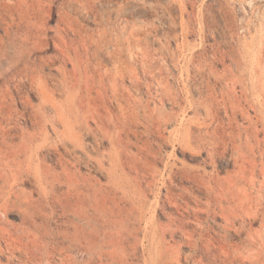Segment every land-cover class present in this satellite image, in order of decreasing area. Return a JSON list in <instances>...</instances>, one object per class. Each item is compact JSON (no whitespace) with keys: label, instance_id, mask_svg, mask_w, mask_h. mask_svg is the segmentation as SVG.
Instances as JSON below:
<instances>
[{"label":"rangeland","instance_id":"obj_1","mask_svg":"<svg viewBox=\"0 0 264 264\" xmlns=\"http://www.w3.org/2000/svg\"><path fill=\"white\" fill-rule=\"evenodd\" d=\"M0 1V264H264V0Z\"/></svg>","mask_w":264,"mask_h":264},{"label":"bare ground","instance_id":"obj_2","mask_svg":"<svg viewBox=\"0 0 264 264\" xmlns=\"http://www.w3.org/2000/svg\"><path fill=\"white\" fill-rule=\"evenodd\" d=\"M1 2V1H0ZM19 3V2H18ZM25 5H26V1L24 2ZM24 5V4H23ZM22 6V5H21ZM41 9V8H40ZM16 10H18V5L17 3H11V2H6L4 3L2 6L0 5V15H1V19H0V24L4 25L6 28L4 29V36L0 37V42L4 40V38H9V31L13 28V27H16V29L18 28V25L16 24L17 20H20L21 19V16L18 14L16 15ZM20 10V9H19ZM18 10V11H19ZM32 10V9H31ZM39 10V9H37ZM28 11V10H27ZM44 11V10H43ZM23 13V12H22ZM42 15V14H41ZM40 16V15H39ZM38 16V17H39ZM51 16V15H50ZM46 17V16H45ZM47 19H49V17H46ZM59 20V19H58ZM28 21V20H27ZM20 25V23H19ZM21 26V25H20ZM21 28V27H20ZM36 28V27H35ZM15 29V28H14ZM38 29V28H37ZM43 30V29H42ZM12 31V30H11ZM18 31V30H17ZM16 32V31H15ZM47 40V39H46ZM48 45V44H47ZM47 45H45L47 47ZM56 50V49H55ZM63 53V52H62ZM5 55V54H4ZM3 55V57H4ZM2 56V54H1ZM65 57V56H64ZM65 60V59H64ZM21 81V80H20ZM23 83V82H22ZM19 85V84H18ZM22 85V84H21ZM24 86V85H23ZM15 87V86H14ZM19 88V87H18ZM21 92V91H20ZM8 93V92H7ZM9 94V93H8ZM6 95V94H5ZM9 96V95H8ZM22 96V95H21ZM20 96V98H21ZM13 102V101H12ZM7 103V102H6ZM1 105V104H0ZM24 106V105H23ZM12 108V107H11ZM10 108V109H11ZM25 108V107H24ZM27 108V107H26ZM8 109V108H7ZM5 112V111H4ZM9 113H11L9 111ZM18 113V112H17ZM32 113V111H31ZM8 114V113H7ZM5 115V114H4ZM23 116V115H22ZM31 116V115H30ZM29 116V117H30ZM4 116H2L3 118ZM32 117V116H31ZM32 119V118H31ZM30 119V120H31ZM36 119V118H34ZM6 121V120H5ZM38 124V123H36ZM10 131V130H9ZM9 131H6V132H9ZM5 132V130H4ZM6 133H3L2 136L4 137ZM1 136V134H0ZM8 136V135H7ZM5 139V138H4ZM5 141V140H4ZM3 143V142H2ZM1 143V144H2ZM5 144V142H4ZM22 144V143H21ZM12 147V146H11ZM17 148V146H15ZM21 147V146H20ZM25 147L28 148V146L26 145ZM22 148V147H21ZM25 148V149H27ZM15 149V148H14ZM28 150V149H27ZM21 151V150H20ZM24 151V150H22ZM17 152V151H16ZM15 153V152H14ZM20 153V152H18ZM17 153V154H18ZM28 153V152H27ZM11 154V153H10ZM20 156V155H19ZM18 156V157H19ZM13 157V156H12ZM18 159V158H17ZM29 160V159H28ZM14 163V162H13ZM29 164V162H28ZM22 165V164H21ZM27 166V165H26ZM31 166V165H30ZM19 167V166H18ZM27 168V167H26ZM21 169V168H20ZM24 169V168H23ZM12 170V169H11ZM15 170V169H13ZM17 170V169H16ZM22 171V170H21ZM28 171V170H27ZM12 173V172H11ZM10 173V174H11ZM15 173V172H14ZM24 173V172H23ZM32 173V172H31ZM5 174V173H4ZM9 174V175H10ZM25 174V173H24ZM23 175V174H22ZM2 176V181H1V184H0V209L2 208V206L4 205L6 207L7 204L11 203L12 202V196L14 195V192H13V188L15 187L16 183L18 180H20L21 182H26L25 181V178L23 176H21V172L20 170L18 172H16L14 175H12L11 177V180H9V177L5 175H1ZM33 176V175H32ZM28 180V179H27ZM22 184V183H21ZM21 193V192H20ZM16 194V193H15ZM15 197L17 195H14ZM14 198V197H13ZM15 201V199H14ZM16 203V202H15ZM6 204V205H5ZM11 206V205H10ZM12 207V206H11ZM15 207V206H14ZM12 207V208H14ZM11 208V209H12ZM4 209V207H3ZM5 210V209H4ZM9 211V210H8ZM225 236V235H224ZM229 236V235H228ZM236 236V235H235ZM230 237V236H229ZM223 238V237H222ZM226 238V236H225ZM228 238V237H227ZM226 238V239H227Z\"/></svg>","mask_w":264,"mask_h":264}]
</instances>
